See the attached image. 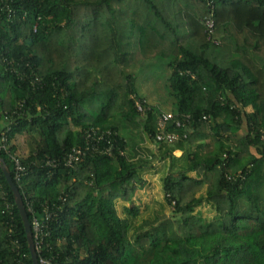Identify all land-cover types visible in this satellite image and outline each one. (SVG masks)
<instances>
[{
    "label": "trees",
    "instance_id": "trees-1",
    "mask_svg": "<svg viewBox=\"0 0 264 264\" xmlns=\"http://www.w3.org/2000/svg\"><path fill=\"white\" fill-rule=\"evenodd\" d=\"M3 1L13 14L0 11V131L9 127L26 174L16 182L0 159L30 228L45 208L57 214L37 260L264 264V0ZM164 62L172 114L190 116L186 128L168 125L179 135L173 149L193 147L178 181L171 166L164 175L167 215L162 203L153 209L133 199L143 144L155 143L165 113L139 98L136 73ZM90 129L110 132L113 156L64 167ZM0 264H32L1 168Z\"/></svg>",
    "mask_w": 264,
    "mask_h": 264
},
{
    "label": "rangeland",
    "instance_id": "rangeland-1",
    "mask_svg": "<svg viewBox=\"0 0 264 264\" xmlns=\"http://www.w3.org/2000/svg\"><path fill=\"white\" fill-rule=\"evenodd\" d=\"M204 21V20H203ZM202 21V22H203ZM204 25V24H203ZM166 63H161L159 67H142L141 72L136 73V86L138 88V96L139 98L147 101L158 107L161 112L172 113L174 111V100L169 94V89L167 88V78L169 77V68H166ZM137 68L128 69V72L135 73ZM227 131V130H225ZM227 133V132H226ZM241 133L238 132L236 135L239 136ZM20 139H18L19 141ZM148 146L144 149L140 154L142 157H145V163H143L140 172L141 183H138L137 180L135 185V192L133 195V199H137L139 203H148L151 204L153 202V209L160 208V204L162 203L165 214H169L171 211V207H168L165 202H163L162 198V182L165 173L167 172V167L176 165V168H184L187 166V154L193 151V147L189 148L186 145L181 149L186 152L182 153V156L179 160L175 158L170 161H164L167 159V155L164 158L157 156L158 153L163 156L165 151L168 149H173L176 147L177 143H163L160 145H156V143H151L147 141ZM146 147L143 144V147ZM159 148V150H158ZM177 149V148H176ZM173 149L172 151H174ZM175 154L173 153V156ZM166 157V158H165ZM162 158V160L160 159ZM164 159V160H163ZM180 161V162H178ZM163 162V163H162ZM178 165V166H177ZM171 178L173 181H178L179 176L177 173L172 174ZM137 179V178H135ZM179 191H176V193ZM118 204V201H116ZM161 207V209L163 208ZM202 215L206 219H211L213 216V211H211L208 207H202L199 210Z\"/></svg>",
    "mask_w": 264,
    "mask_h": 264
},
{
    "label": "built area",
    "instance_id": "built-area-1",
    "mask_svg": "<svg viewBox=\"0 0 264 264\" xmlns=\"http://www.w3.org/2000/svg\"><path fill=\"white\" fill-rule=\"evenodd\" d=\"M5 10L8 15L13 14V11L3 0H0V11ZM204 26L208 36H211L214 32V23L210 17L205 18ZM35 30V27H34ZM8 64H11L10 62ZM35 82L40 83V79L35 78ZM135 107L138 112H143L142 104L139 100L135 101ZM183 121L178 120L172 113H162L157 117L156 121V135H155V143L160 145L163 143H175L179 140V135L175 132L168 131V125L173 124L175 128H186L185 124L190 121L189 115L183 116ZM205 120L206 118L203 117ZM9 131V127L1 128L0 131V153L4 154L9 163L11 164L14 180L19 182L26 174V168L21 163V159L17 157L14 153L11 152L8 143V136L7 133ZM183 138L186 137L185 134L182 135ZM84 145L79 147H73L63 159V166L66 168H73L78 165L84 157L90 154H103L108 157L113 156V146L110 142V132H101L98 129H90L85 131L84 133ZM107 144V146H103L102 144ZM45 165L49 168H56L57 162L54 160L47 159ZM64 201V200H62ZM57 216L54 211L50 210L49 208L44 209V216L43 220H38L33 218L31 222V232H32V239L34 242L36 253L40 251L42 246L43 238L47 235V227L48 223L51 219ZM39 264H56L52 262V260L46 258L38 259Z\"/></svg>",
    "mask_w": 264,
    "mask_h": 264
},
{
    "label": "water",
    "instance_id": "water-1",
    "mask_svg": "<svg viewBox=\"0 0 264 264\" xmlns=\"http://www.w3.org/2000/svg\"><path fill=\"white\" fill-rule=\"evenodd\" d=\"M0 168L3 172L4 178H5L8 186L11 190L15 206L17 208V211L20 215V218H21V221H22V224L24 227L31 263L32 264H38L37 253H36L34 242L32 239L30 224L28 222L27 215H26L25 209L23 207L22 196H21L18 188L16 187V185L12 181L9 169L2 159H0Z\"/></svg>",
    "mask_w": 264,
    "mask_h": 264
},
{
    "label": "crops",
    "instance_id": "crops-1",
    "mask_svg": "<svg viewBox=\"0 0 264 264\" xmlns=\"http://www.w3.org/2000/svg\"><path fill=\"white\" fill-rule=\"evenodd\" d=\"M144 144L146 145V147H145V146L143 147L144 149H146L147 147H151V146H148V143H147V142H145ZM156 145H158V144H156ZM146 150H147V149H146ZM158 150H159V148H158ZM147 151H148V150H147ZM183 152H186V151H185V150L182 151L181 149H175L174 151L171 152L170 155L167 153V156L165 155V156L167 157V159H165V160L163 159V160H164V161H167V160H168V161H170V162H171L172 159H174V161H176L175 158H176L177 160H179V159L181 158ZM173 153L175 154L174 156H173ZM157 156L161 157V154L158 153ZM166 157H165V158H166ZM162 158H164V157H162ZM162 158H160V159L162 160ZM178 162H180V161H178ZM162 163H163V162H162ZM177 166H178V165H177ZM141 169H143V167H142ZM167 170H169L168 167H167ZM181 170H182L181 168H176V165L174 164L173 167L171 166V168H170V170L168 171V173H169V175H172V174H174V173H175V174L177 173V176H179L178 172L181 171ZM140 172H142V171H140ZM177 193H178V192H177ZM115 200H118V198H115Z\"/></svg>",
    "mask_w": 264,
    "mask_h": 264
},
{
    "label": "bare ground",
    "instance_id": "bare-ground-1",
    "mask_svg": "<svg viewBox=\"0 0 264 264\" xmlns=\"http://www.w3.org/2000/svg\"><path fill=\"white\" fill-rule=\"evenodd\" d=\"M32 233V232H31ZM39 264V263H38Z\"/></svg>",
    "mask_w": 264,
    "mask_h": 264
}]
</instances>
